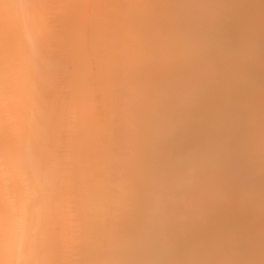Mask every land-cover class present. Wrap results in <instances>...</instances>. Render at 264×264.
Instances as JSON below:
<instances>
[{"label": "bare ground", "instance_id": "1", "mask_svg": "<svg viewBox=\"0 0 264 264\" xmlns=\"http://www.w3.org/2000/svg\"><path fill=\"white\" fill-rule=\"evenodd\" d=\"M0 264H264V0H0Z\"/></svg>", "mask_w": 264, "mask_h": 264}]
</instances>
